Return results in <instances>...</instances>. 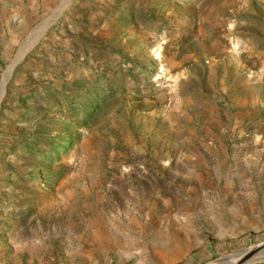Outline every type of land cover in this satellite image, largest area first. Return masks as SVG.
<instances>
[{"label": "rangeland", "instance_id": "374dc122", "mask_svg": "<svg viewBox=\"0 0 264 264\" xmlns=\"http://www.w3.org/2000/svg\"><path fill=\"white\" fill-rule=\"evenodd\" d=\"M263 242L264 0H0V264Z\"/></svg>", "mask_w": 264, "mask_h": 264}, {"label": "bare ground", "instance_id": "6f19581e", "mask_svg": "<svg viewBox=\"0 0 264 264\" xmlns=\"http://www.w3.org/2000/svg\"><path fill=\"white\" fill-rule=\"evenodd\" d=\"M250 249H248L247 252L240 258H236L235 257L236 259H232L233 257L229 256V257L223 259V261L221 263L220 262H218V263L219 264H237V263H240V262H244L246 260V258H247V253L250 251Z\"/></svg>", "mask_w": 264, "mask_h": 264}, {"label": "water", "instance_id": "95a60500", "mask_svg": "<svg viewBox=\"0 0 264 264\" xmlns=\"http://www.w3.org/2000/svg\"><path fill=\"white\" fill-rule=\"evenodd\" d=\"M264 247V242L262 244H259L257 246H255L253 249H250V251L247 253V258L246 260L252 255L254 254L256 251H258L259 249L263 248ZM245 260V261H246ZM219 261H216V262H212V263H208V264H219L218 263ZM242 263V262H240ZM240 263H237V264H240Z\"/></svg>", "mask_w": 264, "mask_h": 264}]
</instances>
